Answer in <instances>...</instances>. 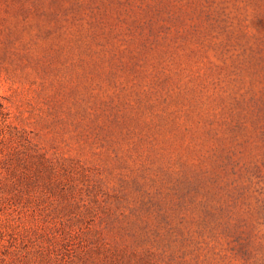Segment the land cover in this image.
Returning a JSON list of instances; mask_svg holds the SVG:
<instances>
[{"label":"rangeland","instance_id":"374dc122","mask_svg":"<svg viewBox=\"0 0 264 264\" xmlns=\"http://www.w3.org/2000/svg\"><path fill=\"white\" fill-rule=\"evenodd\" d=\"M0 264H264V0H0Z\"/></svg>","mask_w":264,"mask_h":264}]
</instances>
